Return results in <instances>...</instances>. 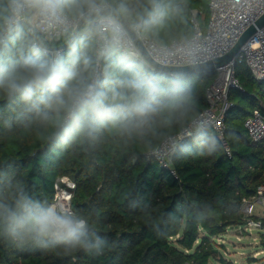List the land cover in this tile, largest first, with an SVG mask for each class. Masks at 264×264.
Segmentation results:
<instances>
[{
	"label": "clouds",
	"instance_id": "1",
	"mask_svg": "<svg viewBox=\"0 0 264 264\" xmlns=\"http://www.w3.org/2000/svg\"><path fill=\"white\" fill-rule=\"evenodd\" d=\"M197 11L195 0H0V143L93 169L226 151L200 105ZM117 196L161 238L232 211L198 197L163 209L129 184ZM105 219L0 162V248L100 260L118 248Z\"/></svg>",
	"mask_w": 264,
	"mask_h": 264
},
{
	"label": "trees",
	"instance_id": "2",
	"mask_svg": "<svg viewBox=\"0 0 264 264\" xmlns=\"http://www.w3.org/2000/svg\"><path fill=\"white\" fill-rule=\"evenodd\" d=\"M209 2L195 0L201 22L203 16L205 23L209 18ZM201 75L199 100L201 108L206 110L210 106L209 90L218 72ZM235 77L242 90L231 88L227 95L231 106L225 114L224 138L230 155L222 151L201 157L194 152L176 160L170 168L162 167L157 161H139L126 167L118 165L115 169L112 165L93 169L80 158L54 166L47 153L38 147L33 149L28 143H0V162L10 157V162L30 182L54 199L57 180L73 179L76 189L72 205L85 211H102L106 217L105 230L118 244L115 252L100 260L81 253L64 255L60 251L19 252L0 248V264H210L211 261L235 264L216 251L217 238L230 228H245L247 219L241 212L243 200L264 187V140L252 141L245 127V120L254 110H260L264 116V81L253 78L246 63L236 64ZM233 136L238 137L236 142ZM124 184L149 195L163 209L171 210L178 202L198 197L219 200L232 211L187 232H173L161 238L149 230L137 212L119 200L117 192ZM252 218L259 219L264 229V218L257 215Z\"/></svg>",
	"mask_w": 264,
	"mask_h": 264
},
{
	"label": "built area",
	"instance_id": "3",
	"mask_svg": "<svg viewBox=\"0 0 264 264\" xmlns=\"http://www.w3.org/2000/svg\"><path fill=\"white\" fill-rule=\"evenodd\" d=\"M264 15V0H210L209 18L205 26L200 21L202 34L206 38V55L202 63H206L228 54L237 44L247 29ZM198 16V11H197ZM237 63H246L251 70L253 78L264 81V25L257 29L253 36L244 44L236 61H230L217 68L219 74L218 81L223 87L224 100L220 102L218 108L210 100V106L204 110L212 118L215 130L222 136L226 143L227 153L231 151L228 142L224 138L225 114L230 108L227 95L231 88L241 89L235 77V66ZM221 87V88H222ZM210 91V90H209ZM245 127L248 130L252 141L264 140V116L260 110L256 109L245 120ZM158 162V161H157ZM170 168L172 164L165 166ZM172 173L176 176L174 170ZM55 199L63 198L72 204L76 183L70 177H61L55 184ZM264 210V187L257 193L243 200L241 212L246 217L247 230L262 229L259 219H253L257 215V209Z\"/></svg>",
	"mask_w": 264,
	"mask_h": 264
},
{
	"label": "rangeland",
	"instance_id": "4",
	"mask_svg": "<svg viewBox=\"0 0 264 264\" xmlns=\"http://www.w3.org/2000/svg\"><path fill=\"white\" fill-rule=\"evenodd\" d=\"M219 74L215 82L212 84L209 91V99L218 108L220 102L224 100L223 87L218 81ZM222 87V88H221ZM263 209H257L258 211ZM258 229L247 230L246 228H230L221 237L217 238V251L220 252L227 260L233 261L235 264H249L250 256L254 255L255 250L263 251L258 254V263L264 262V247L262 246V234L258 233ZM210 264H221L219 262L211 261Z\"/></svg>",
	"mask_w": 264,
	"mask_h": 264
},
{
	"label": "water",
	"instance_id": "5",
	"mask_svg": "<svg viewBox=\"0 0 264 264\" xmlns=\"http://www.w3.org/2000/svg\"><path fill=\"white\" fill-rule=\"evenodd\" d=\"M263 25H264V15L260 17L253 25H251L247 29V31L242 35V37L239 39L235 47L228 54L224 55L221 58L206 63H202L203 67L201 69V74L202 73L210 74L216 71L217 68L222 64L228 63L230 61H236L244 44L253 36V34L257 31V29L262 27Z\"/></svg>",
	"mask_w": 264,
	"mask_h": 264
},
{
	"label": "crops",
	"instance_id": "6",
	"mask_svg": "<svg viewBox=\"0 0 264 264\" xmlns=\"http://www.w3.org/2000/svg\"><path fill=\"white\" fill-rule=\"evenodd\" d=\"M204 19V16L202 17V22L205 24V21L203 20ZM257 216H259V217H261V218H264V211H258V213H257ZM259 232L258 233H260L261 232V234H264V229H259L258 230ZM263 251L261 250V251H257V250H255V252H254V255H252V256H250L248 259H255V261H253V262H250L249 261V264H257L258 262V254H261ZM263 264H264V262H263Z\"/></svg>",
	"mask_w": 264,
	"mask_h": 264
}]
</instances>
